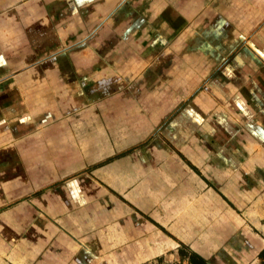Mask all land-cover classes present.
I'll list each match as a JSON object with an SVG mask.
<instances>
[{"label":"crops","instance_id":"crops-1","mask_svg":"<svg viewBox=\"0 0 264 264\" xmlns=\"http://www.w3.org/2000/svg\"><path fill=\"white\" fill-rule=\"evenodd\" d=\"M12 210L28 264L259 260L264 0H0V233Z\"/></svg>","mask_w":264,"mask_h":264},{"label":"rangeland","instance_id":"rangeland-1","mask_svg":"<svg viewBox=\"0 0 264 264\" xmlns=\"http://www.w3.org/2000/svg\"><path fill=\"white\" fill-rule=\"evenodd\" d=\"M11 154V155H10ZM8 154L9 159L13 160V154L10 153ZM12 175V172H11ZM12 203V202H10ZM25 211H9L10 214H18V215H23V222H22V226L19 227L21 229H23V231L21 233L18 232H14L13 228L9 226V231L4 232V233H0V264H28L29 263V257H28V248L29 245H31L32 241H37L38 244L41 242H44L45 240V233H31L29 231V217L27 215L28 218H24V213ZM26 217V216H25ZM20 242L22 244V254L21 251H19L18 253H16V255H14L15 252V246L17 245V243ZM20 257V258H16ZM221 262H218L219 260H217V263L219 264H238L237 262H235V259H233L234 262H232V260L226 258V257H219L218 258ZM28 261V262H27ZM260 263V259H253L250 260L247 264H259ZM96 264H115L110 262V259H101L100 263H96ZM141 264H186L185 262H180L177 252H175V250H167L164 253H162L161 255H159L156 258H152L149 259Z\"/></svg>","mask_w":264,"mask_h":264},{"label":"trees","instance_id":"trees-1","mask_svg":"<svg viewBox=\"0 0 264 264\" xmlns=\"http://www.w3.org/2000/svg\"><path fill=\"white\" fill-rule=\"evenodd\" d=\"M177 255L180 262H185L186 264H213L211 260L207 259L198 252L191 250L188 246L180 243L177 247ZM260 259L259 264H264V248L258 253Z\"/></svg>","mask_w":264,"mask_h":264}]
</instances>
